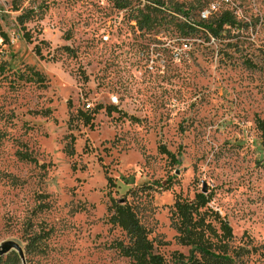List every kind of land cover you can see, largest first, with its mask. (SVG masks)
I'll return each instance as SVG.
<instances>
[{
    "label": "rangeland",
    "instance_id": "374dc122",
    "mask_svg": "<svg viewBox=\"0 0 264 264\" xmlns=\"http://www.w3.org/2000/svg\"><path fill=\"white\" fill-rule=\"evenodd\" d=\"M259 122L264 0H0V264L35 235L30 264H134L115 201L175 264L173 206L204 189L264 264Z\"/></svg>",
    "mask_w": 264,
    "mask_h": 264
},
{
    "label": "trees",
    "instance_id": "16d2710c",
    "mask_svg": "<svg viewBox=\"0 0 264 264\" xmlns=\"http://www.w3.org/2000/svg\"><path fill=\"white\" fill-rule=\"evenodd\" d=\"M185 16H188L184 12ZM143 20V18H142ZM141 20V21H142ZM147 24L152 18L146 16ZM229 14L222 16L219 21L208 26V30L215 35L218 30L231 25ZM140 23V22H139ZM86 117L87 114L82 113ZM264 132V123L259 122ZM162 153L168 155L176 163H180L175 155L162 147ZM70 155L73 150L67 148ZM24 161L36 162L30 154H20ZM211 198L205 193L196 195L193 201L177 198L173 206V220L177 231V241L189 249L188 255L174 253L175 264H248V256L255 249L249 250L245 246L234 245L233 230L230 224L219 214L208 209ZM108 222L119 228L124 234V240L115 241L112 248L124 258L134 264H165L163 257L155 252L154 243L149 238L148 230L141 223L133 206L124 201H115L108 209ZM39 236H31L25 244L26 261L30 264L31 248L38 245ZM3 259V258H2ZM0 259V261H3ZM4 264H22L16 252H11Z\"/></svg>",
    "mask_w": 264,
    "mask_h": 264
},
{
    "label": "water",
    "instance_id": "95a60500",
    "mask_svg": "<svg viewBox=\"0 0 264 264\" xmlns=\"http://www.w3.org/2000/svg\"><path fill=\"white\" fill-rule=\"evenodd\" d=\"M206 192H207L206 189H204L203 193H206ZM11 247L14 248L18 252V254L22 260V263L27 264L24 250L16 243H11Z\"/></svg>",
    "mask_w": 264,
    "mask_h": 264
}]
</instances>
